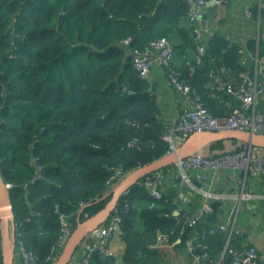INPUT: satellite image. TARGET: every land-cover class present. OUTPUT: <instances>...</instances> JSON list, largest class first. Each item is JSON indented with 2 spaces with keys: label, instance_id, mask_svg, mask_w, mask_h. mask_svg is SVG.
I'll use <instances>...</instances> for the list:
<instances>
[{
  "label": "trees",
  "instance_id": "obj_1",
  "mask_svg": "<svg viewBox=\"0 0 264 264\" xmlns=\"http://www.w3.org/2000/svg\"><path fill=\"white\" fill-rule=\"evenodd\" d=\"M188 9L185 0H0V172L11 185L14 242L38 263L52 264L61 214L74 229L86 223L106 207L120 183L113 179L117 170L127 177L169 150L163 134L170 126L161 119L155 86L139 78L131 49L168 38L184 58L178 68L175 56L173 69L214 116L230 94L211 87V73L225 69L229 74L222 75L235 83L249 72L239 46L218 33L200 55ZM245 146L218 140L207 147L217 156ZM176 171L159 184L160 199L139 182L129 188L100 226L118 219L126 264H174L162 246L180 249L174 262L198 256L196 264H231L229 254L222 256L223 201L211 200L212 212L189 226L203 196L193 190L194 203L182 211ZM2 228L0 215V264ZM191 236L196 248L189 254ZM243 238L234 231L230 245ZM184 252L187 259H180ZM89 264H115V258L97 250Z\"/></svg>",
  "mask_w": 264,
  "mask_h": 264
},
{
  "label": "built area",
  "instance_id": "obj_2",
  "mask_svg": "<svg viewBox=\"0 0 264 264\" xmlns=\"http://www.w3.org/2000/svg\"><path fill=\"white\" fill-rule=\"evenodd\" d=\"M185 1L189 7L188 16L193 27L194 41L198 45L200 55H202L206 45L205 38L209 33V24L203 15L208 0ZM123 44L130 47L131 40L126 39ZM131 54L134 59V68L139 78L143 81L151 83L154 64L164 67L168 79L182 104L179 120L174 125H171L163 134V139L169 145L167 154L176 152L189 141H196L199 135L205 132L238 130L264 134V112L260 109V100L264 98V70L260 69L253 74L250 72L242 73L239 77L240 80L238 82L235 81V83L231 81L232 78L227 75L229 73L225 69H222L220 73L212 72L210 75L213 79L211 87L217 90L226 89L230 96L240 101V105L231 107V110L225 116L217 117L212 115L203 105L196 90L173 69L176 51L173 43L168 38L161 37L155 39L145 49H131ZM225 73L227 74L224 77L222 74ZM252 158H255L257 164L262 167L258 168L254 165L251 162ZM172 169L181 171L182 184L187 185L193 190H198L203 196V203L200 209L197 210V215L187 222L189 226H194L197 220L205 213L212 212L211 200H220V197L209 189L198 188L193 180L190 179L187 172L191 169L201 170L202 172L235 169L244 171L246 175L249 173H259L262 175L261 178L257 176L259 181H261L264 176V149L246 144L242 151H225L218 153L217 156L206 155L200 150L191 157L177 162L166 171L159 170L153 172L142 181H139V184L149 189L156 198L160 199L162 194L158 186ZM38 171H40V168ZM124 177L125 175L120 170H117L113 179H118L121 182ZM216 179L218 181L219 176ZM196 180L198 182L203 181L204 174L199 175ZM10 187L11 185L7 184V188L9 189ZM243 196H246V194ZM248 198L252 197L249 196ZM60 222L62 236L55 256L50 258L52 264L57 261L74 230L72 223L66 215H60ZM232 224L229 217L225 216L220 219V229L227 232V241L222 256L225 257L226 254H229L232 258L231 264H264L256 248L250 242L247 241L240 246L230 245L232 234L235 231L234 227L231 226ZM117 233H119V226L116 217L110 223L93 230L89 234L93 239V244L77 264H89L90 255L97 250L107 251L109 241ZM195 240L196 236H191L186 242V249L189 254L196 248V245H194ZM18 244L23 264H40L31 252L24 249L21 242ZM165 247L172 248L171 246H162V248ZM198 261L199 257L195 256L194 261L188 264H196Z\"/></svg>",
  "mask_w": 264,
  "mask_h": 264
},
{
  "label": "crops",
  "instance_id": "obj_3",
  "mask_svg": "<svg viewBox=\"0 0 264 264\" xmlns=\"http://www.w3.org/2000/svg\"><path fill=\"white\" fill-rule=\"evenodd\" d=\"M203 15L209 24L206 42L212 35L218 33L239 46L241 63L251 74L260 69L264 70V0H208ZM175 64L180 68L184 65V58L176 56ZM151 83L155 86V93L158 95L161 119L166 125H174L180 118L182 104L162 66L154 64ZM230 97L229 102H225V106H222L224 110L217 109L220 112L217 116H225L231 107L240 105L238 99ZM260 109L264 112V98L260 100ZM226 143L227 147L231 146L229 141ZM206 155H209V148ZM175 173L179 177L182 176L180 170ZM187 174L190 179L195 180L199 175L204 174V180L198 182L201 189H209L220 197L223 201L222 215L229 217L235 232L244 236L240 242L241 245L247 241L250 242L264 261V179L259 181L255 174H250L249 178L244 171L235 169H224L218 172L191 169ZM217 176H219L218 181ZM170 180H173V177ZM192 193L193 189L180 181L179 194L182 200L180 205L182 211H188V205L194 203L191 199ZM245 194L246 198L249 196L255 198L249 202L250 205L246 201L240 202ZM202 203L203 198L198 200L197 209L202 206ZM10 233L11 243L15 247L14 264H23L19 244L14 242L12 230ZM92 244L93 239L89 235L77 250L70 264H77ZM124 250L125 246L118 233L109 241L106 254L115 258V264H126L123 260ZM163 250L162 252L173 254L171 260L175 264L177 261L173 260L176 259L175 254L180 249L176 251L175 248L165 247ZM180 259H187L185 252ZM177 263L188 264L189 261L179 260Z\"/></svg>",
  "mask_w": 264,
  "mask_h": 264
},
{
  "label": "water",
  "instance_id": "obj_4",
  "mask_svg": "<svg viewBox=\"0 0 264 264\" xmlns=\"http://www.w3.org/2000/svg\"><path fill=\"white\" fill-rule=\"evenodd\" d=\"M218 140H237L244 144L264 149V134H256L247 131L229 130L221 132H205L199 135L196 141H189L176 152L166 154L164 157L143 166L125 177L112 191V196L106 207L91 220L79 224L72 232L62 253L54 264H70L77 250L88 235L106 222L114 212L122 195L132 186L136 185L145 176L175 165L177 162L187 159L197 151L207 147ZM0 215L2 217L3 240V264H14L15 247L11 243V220L13 219V203L10 191L7 188L0 172ZM229 239V237H228Z\"/></svg>",
  "mask_w": 264,
  "mask_h": 264
},
{
  "label": "rangeland",
  "instance_id": "obj_5",
  "mask_svg": "<svg viewBox=\"0 0 264 264\" xmlns=\"http://www.w3.org/2000/svg\"><path fill=\"white\" fill-rule=\"evenodd\" d=\"M206 148V149H205ZM205 148H203V153H205V154H207L208 153V148L207 147H205ZM205 149V150H204ZM251 162H253V164L254 165H256L258 168H261L262 166H260L259 164H257V161H256V159L255 158H252L251 159ZM253 174H255V175H258L260 178H261V174H259V173H253ZM252 200H255V198H246V197H242L241 198V200H240V202L241 201H246V203H248L249 204V202H251ZM250 205V204H249ZM118 234V233H117ZM117 234H115V235H117Z\"/></svg>",
  "mask_w": 264,
  "mask_h": 264
}]
</instances>
